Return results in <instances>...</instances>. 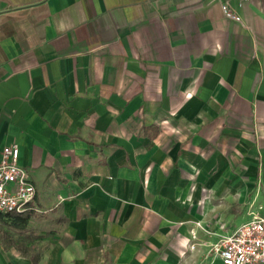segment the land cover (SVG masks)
Returning a JSON list of instances; mask_svg holds the SVG:
<instances>
[{"label":"crops","instance_id":"0c3cea01","mask_svg":"<svg viewBox=\"0 0 264 264\" xmlns=\"http://www.w3.org/2000/svg\"><path fill=\"white\" fill-rule=\"evenodd\" d=\"M13 142L37 194L12 227L46 245L0 237V264H223L264 214V0H0Z\"/></svg>","mask_w":264,"mask_h":264},{"label":"built area","instance_id":"2783aa9c","mask_svg":"<svg viewBox=\"0 0 264 264\" xmlns=\"http://www.w3.org/2000/svg\"><path fill=\"white\" fill-rule=\"evenodd\" d=\"M249 1V0H245ZM229 17L240 20L226 4ZM20 147L13 142L3 147L0 157V215L32 210L37 189L30 172L19 164ZM223 264H264V214H256L241 224L217 246Z\"/></svg>","mask_w":264,"mask_h":264},{"label":"rangeland","instance_id":"374dc122","mask_svg":"<svg viewBox=\"0 0 264 264\" xmlns=\"http://www.w3.org/2000/svg\"><path fill=\"white\" fill-rule=\"evenodd\" d=\"M44 228V223H40L31 226L30 230H43ZM31 235L32 234H29L28 228L23 232L13 229L12 218L8 216L0 217V237H2V240L6 246H20L23 250H26L29 253L42 252L46 244H41L40 241H37L36 238L31 237ZM209 253H211L213 256H216V254L218 255L217 247H210Z\"/></svg>","mask_w":264,"mask_h":264},{"label":"trees","instance_id":"16d2710c","mask_svg":"<svg viewBox=\"0 0 264 264\" xmlns=\"http://www.w3.org/2000/svg\"><path fill=\"white\" fill-rule=\"evenodd\" d=\"M34 216V212L33 211H27L25 213H19V214H11L13 223L16 227L20 228V227H26L29 219Z\"/></svg>","mask_w":264,"mask_h":264}]
</instances>
